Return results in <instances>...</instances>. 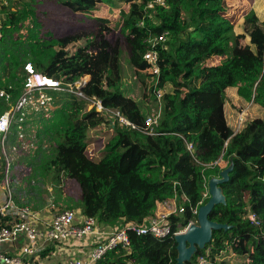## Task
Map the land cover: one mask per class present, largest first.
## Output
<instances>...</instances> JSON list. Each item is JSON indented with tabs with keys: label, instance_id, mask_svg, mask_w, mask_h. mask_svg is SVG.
<instances>
[{
	"label": "trees",
	"instance_id": "1",
	"mask_svg": "<svg viewBox=\"0 0 264 264\" xmlns=\"http://www.w3.org/2000/svg\"><path fill=\"white\" fill-rule=\"evenodd\" d=\"M8 1L1 10L0 89L11 94V102L21 92L23 66L30 62L36 71L64 83L74 84L88 76L82 93L100 98L106 109L119 110L134 126L116 133L98 158L90 157L89 132L111 122L112 113L87 110V99L55 91L58 108L50 118L40 119L35 129L37 153H50L42 172L52 173L56 182L61 176L75 180L81 212L114 228L124 220L140 222L153 215L158 202L176 194L188 198L185 219L196 220L191 208L208 182L200 165L214 163L219 174L232 163L228 180L220 184L226 203L215 205L208 214L210 220L231 227L213 232L207 244L211 246L209 261L228 264L221 258L226 249L245 256L242 264H264V22L256 15L244 20L247 43L235 36L224 0H162L163 4L154 3L152 8L147 5L154 0H124L128 7L119 11L122 22L114 38L110 19L103 15L94 18L92 29L62 35L47 30L40 36L38 21L33 20L29 33L15 37L19 25L33 14L12 10V0ZM58 1L75 13H89L104 2ZM165 31L166 40L154 46L159 73L152 91L161 92V116L150 133L137 100L119 88L121 46H126L129 63L145 79L152 74L143 54L150 49V40ZM214 55L220 59L208 63ZM229 87L262 110L261 116L236 132L224 112ZM8 107L0 99V114ZM248 211L260 217V224L251 225L244 218ZM128 236V249L119 246L95 264H177L173 236L158 239L131 231ZM201 253L203 249H198L192 259Z\"/></svg>",
	"mask_w": 264,
	"mask_h": 264
},
{
	"label": "built area",
	"instance_id": "2",
	"mask_svg": "<svg viewBox=\"0 0 264 264\" xmlns=\"http://www.w3.org/2000/svg\"><path fill=\"white\" fill-rule=\"evenodd\" d=\"M154 3L163 4L162 0H154L148 3L147 8H152ZM8 0H0V38L3 36L1 24L2 6H8ZM141 24V23H140ZM167 31L150 40L151 47L143 54V59L150 65L149 72L156 80L159 67L157 64L158 52L154 48L156 43L166 40ZM25 79L21 92L15 101L11 102V94L0 89V99L9 103V107L0 114V264H95L102 259L107 252L117 247L128 249L130 240L128 232L137 235L150 234L158 239L175 236L184 232L193 219H185V195L166 199L158 202L153 215L144 217L140 222L124 220L114 228H106L99 224L96 218L84 215L80 209L55 210L47 216H43L41 210L30 207L28 204L18 201L14 193L12 181L13 159L12 152L17 150L16 145H8L12 132H16L17 139L24 143L25 132H34L40 119L50 118L58 108L53 100L55 91H68L78 98L89 101L87 110L95 108L97 111L107 110L113 117L125 126L134 127L119 110H110L102 106L100 98L85 96L80 90L83 82L74 84L64 83L58 79L46 76L36 71L30 62L23 66ZM154 80V81H155ZM85 81V80H84ZM159 93L160 91L157 90ZM253 101L251 100V104ZM248 108L243 109L237 115L236 131L246 124ZM30 121V122H29ZM148 126L156 125L147 120ZM154 133V130L148 129ZM11 149L8 150V149ZM197 207H192L193 214H197ZM2 218L4 219L2 221ZM251 225L260 224V217L248 211L244 217ZM186 222V223H185ZM69 247L83 246L82 256H68L59 262H51L44 253L61 245ZM75 244V245H73ZM17 249V252L14 251ZM211 246L206 245L203 253L191 258L190 264H210L209 254ZM224 250V249H223ZM222 250V251H223ZM221 251V252H222Z\"/></svg>",
	"mask_w": 264,
	"mask_h": 264
},
{
	"label": "rangeland",
	"instance_id": "3",
	"mask_svg": "<svg viewBox=\"0 0 264 264\" xmlns=\"http://www.w3.org/2000/svg\"><path fill=\"white\" fill-rule=\"evenodd\" d=\"M223 3L225 7V15L230 18V20L232 19V22L234 19L240 17L246 18L247 16H250L252 12L260 14L263 19L261 22H264V14L261 12V10H264V0H224ZM127 5L128 4H126L124 0H104V2H102L97 8L98 10L92 13H75L62 6L58 0H12V10L26 9L33 14L19 25V31L14 32V36L16 37L19 34L22 36L25 33H29L27 30L32 27L33 20H37L39 24L37 25L38 32L37 30L33 32L35 35L39 33L41 36L43 32L47 30L62 35L80 29H92L95 26L94 18L103 15L110 19L109 24L113 29L110 37L114 38L119 32L122 22L119 11L122 8H127ZM105 10H110V12L105 14ZM235 23H233L235 36L248 41V37L245 34L242 24L236 25ZM22 58L24 59L25 56H22ZM219 59V56L214 55L209 57L207 62H217ZM120 64L122 73L121 80L118 83L119 88L126 95H130L137 100L140 109L145 113L147 120L154 122V124L157 123L161 116V108L159 104V96L161 95V92L155 95L152 91L155 79L152 76H147L144 79L143 76L141 77L140 73L132 67L129 63L127 48L124 44L121 46ZM5 77L6 75L4 74V78ZM86 78L87 76L80 80V82H83ZM235 90V94H229L225 99L227 118L233 130H236L237 128V115L241 112L243 106L248 108L246 122L253 117L262 115V110L257 105L254 103L251 104V100L242 97L238 94V90ZM237 97L240 99V103L234 102V98ZM213 103L214 102L211 104ZM109 120L111 122H107L99 128L89 132V136H91L92 140L88 144L87 153L90 157L98 158L101 150L103 151L105 146L113 142L116 133L127 130V127L116 118L111 117ZM36 124L40 126L39 122ZM153 127L154 125L149 126L151 131L153 130ZM25 133L24 143H21V141L17 139L16 132H12L8 145L10 147L11 145H16L17 150L12 152L11 158L13 161L16 160L17 163L22 166V164H24L23 157L29 156V160H32L33 163L40 164L38 169L41 170H38L34 164L28 166L25 170L23 168L25 166L20 167L25 173L24 175L18 174L17 181H12L15 190L19 191V193L25 192L26 194L27 191L30 192L32 199L41 205H47L45 207L47 210L50 209L55 211L67 207L76 208L77 210L80 209L81 201L77 182L73 179H66V177L63 176H61L58 179V182H56L52 173L44 174L42 172L44 168L43 164H46V160L48 159L47 156H49L50 153L44 152L47 156L46 154L37 153L35 147L36 135H34V132L32 131L27 132V130ZM42 141L45 142L43 137ZM8 150L11 151L10 148ZM33 153H35V159H32L31 157V154ZM225 163L226 161H222L221 165L224 166ZM201 170L204 173L209 174L210 177L218 176V173L214 169V163L202 166ZM210 177H208V179ZM208 198V185H206L205 191L201 194V199L198 201L196 207L204 204ZM27 203L29 204V202ZM193 223H196V220H194ZM221 254V258L227 261L228 264H242L246 259L245 256L238 257L230 250L226 249H224Z\"/></svg>",
	"mask_w": 264,
	"mask_h": 264
},
{
	"label": "water",
	"instance_id": "4",
	"mask_svg": "<svg viewBox=\"0 0 264 264\" xmlns=\"http://www.w3.org/2000/svg\"><path fill=\"white\" fill-rule=\"evenodd\" d=\"M87 79H85V81H87ZM231 169L232 163L222 169L218 176L208 179L209 198L204 204L198 207L196 223L190 224L184 232L174 236L177 251V264H186L191 260L198 249H204V247L210 243L213 232L227 230L231 227L226 223L212 221L208 218V214L215 205L226 203L220 184L228 180Z\"/></svg>",
	"mask_w": 264,
	"mask_h": 264
},
{
	"label": "crops",
	"instance_id": "5",
	"mask_svg": "<svg viewBox=\"0 0 264 264\" xmlns=\"http://www.w3.org/2000/svg\"><path fill=\"white\" fill-rule=\"evenodd\" d=\"M102 3H100V4H98V6H97V8L101 5ZM127 7H128V5H127ZM96 10H98V9H95V10H93V11H91V13L92 12H94V11H96ZM110 12V10H105V14H108ZM261 12L264 14V10H261ZM90 13V12H89ZM252 15H256L257 16V18H258V20H259V22H261V21H263V19L261 18V15L260 14H258L257 12H252V14L250 15V16H252ZM250 16H247L246 18H248V17H250ZM246 18H244V17H240V18H238V19H234V21L232 22V23H235L236 25H240V24H242V26H243V28H244V30H245V27H244V20L246 19ZM231 21H232V19H231ZM234 25V24H233ZM245 34H246V32H245ZM246 36H247V34H246ZM248 37V36H247ZM242 40H244V39H242ZM248 40H249V38H248ZM245 42H247L248 43V41H246V40H244ZM251 48H252V46H251ZM87 78H88V76H87ZM86 78V79H87ZM236 88L235 87H229V88H227L226 90H225V93H226V96L227 95H229V94H235V92H236V90H235ZM234 102L235 103H240V99L237 97V98H234ZM256 105V104H255ZM259 107V106H258ZM260 108V107H259ZM261 109V108H260ZM224 112H225V116H226V120H227V123H228V125L232 128V126H231V124L229 123V121H228V118H227V110H226V103L224 102ZM233 129V128H232ZM31 157H32V159H35V153H33V154H31ZM23 162H24V164H22V166H25V167H23L24 168V170H25V168H28V166H32V164L31 163H29V156H25V157H23ZM32 163H33V161H32ZM208 164H202V165H200V169H201V167L202 166H207ZM22 166H20L19 165V163H17V161L16 160H14L13 161V168H14V170H13V174H12V177L14 178V179H16V181H17V179H18V174H20V175H24V173H25V171H23V170H21V168L20 167H22ZM30 173V172H29ZM204 173V172H203ZM206 176H208V177H210V175L209 174H207V173H204ZM14 187V186H13ZM14 193H15V197H16V199L18 200V201H20V202H22V203H25V204H28L27 202H29V206L30 207H32V208H35V209H38V210H41V211H44V212H42V215L43 216H47V209H45V207L47 206V205H41L40 203H38L37 201H35L34 199H32V197H31V193L30 192H28L27 191V194L25 193V192H23V193H19V191H16L15 190V187H14ZM1 197H2V192H1V190H0V201H1ZM54 211H52V210H50L49 209V211H48V215L50 214V213H53ZM83 246H85V244L83 245ZM83 246H79V245H75V246H71V247H69L68 245H61V246H58L57 248H55L53 251H49L48 252V254L47 253H44L43 255H42V257H44V256H47V258H48V260L49 261H51V262H59V261H61V260H64V259H66L68 256H82L84 253H83V250H81V249H83L84 247ZM14 251H16L17 252V249H15Z\"/></svg>",
	"mask_w": 264,
	"mask_h": 264
}]
</instances>
